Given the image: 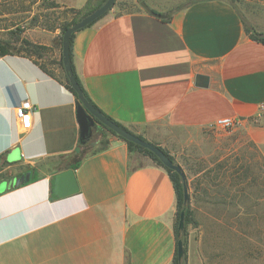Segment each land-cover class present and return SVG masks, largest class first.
<instances>
[{
  "label": "crops",
  "instance_id": "obj_1",
  "mask_svg": "<svg viewBox=\"0 0 264 264\" xmlns=\"http://www.w3.org/2000/svg\"><path fill=\"white\" fill-rule=\"evenodd\" d=\"M88 1L47 0L53 16L24 34L49 60L0 55V264L173 263L177 194L168 172L102 127L80 144L78 97L66 85L60 39L74 18L69 11ZM141 2L149 10L117 0L75 33L72 63L95 107L164 149L183 171L187 151L227 117L264 155V44L235 6ZM25 101L34 107L27 131L16 117ZM101 141L108 146L98 150ZM70 169L79 192L59 198L55 177ZM27 174L29 183L17 186Z\"/></svg>",
  "mask_w": 264,
  "mask_h": 264
},
{
  "label": "rangeland",
  "instance_id": "obj_2",
  "mask_svg": "<svg viewBox=\"0 0 264 264\" xmlns=\"http://www.w3.org/2000/svg\"><path fill=\"white\" fill-rule=\"evenodd\" d=\"M170 1L175 8L196 0ZM228 1L249 29L264 27V0ZM50 7L47 0H0V39L22 46L35 23L53 16ZM204 138L180 163L195 221L188 227V264H264L263 152L239 129L209 127Z\"/></svg>",
  "mask_w": 264,
  "mask_h": 264
},
{
  "label": "water",
  "instance_id": "obj_3",
  "mask_svg": "<svg viewBox=\"0 0 264 264\" xmlns=\"http://www.w3.org/2000/svg\"><path fill=\"white\" fill-rule=\"evenodd\" d=\"M117 0H107L106 3L94 11L89 16L83 18L80 22H77L73 26L69 27L63 34L62 40V58L65 73L68 77L71 87L76 92L78 96L77 102V118L80 125V144L87 145L90 140L93 138L94 129H98L102 126L108 128L110 131L115 133L118 137L123 140L133 143L139 147H142L146 150H149L153 153L160 163L167 169L174 171L184 177L182 169L180 166L175 164L170 157H168L165 152L158 146L150 142H146L141 139L138 135L121 128L115 122L105 117L96 107L90 104L84 97L83 91L74 76V72L71 65V56H70V42L73 34L85 29L107 15L111 9L116 4ZM146 10L149 8L145 5ZM254 33L255 31L252 30ZM198 81L201 83V86L206 87L209 84V78L204 76H198ZM30 174L22 176L20 179L15 181L17 186L23 185L24 183H29ZM185 179V178H184ZM184 201L188 203L190 201V195L188 191L187 184L184 183ZM79 192V186L75 177L74 170H67L62 173H59L55 177V185L53 189V193L55 196L59 198H64L67 196L74 195ZM185 228V211H183L180 215L179 221V229L183 230ZM178 255L179 257H183L184 255V247L182 242L178 244Z\"/></svg>",
  "mask_w": 264,
  "mask_h": 264
},
{
  "label": "trees",
  "instance_id": "obj_4",
  "mask_svg": "<svg viewBox=\"0 0 264 264\" xmlns=\"http://www.w3.org/2000/svg\"><path fill=\"white\" fill-rule=\"evenodd\" d=\"M106 1L107 0H89L88 3H87V5H86V7L83 10H81V11H69L70 13H72L74 15V18H73L72 21H70L68 23H65L64 26H63V28H62V36H61V39H60L61 46H62V40H63V34H64V32L69 27L73 26L77 22H80L83 18L89 16L94 11H96L97 9H99L100 7H102L106 3ZM139 1L141 2V0H139ZM226 1H228V0H226ZM245 26H246L247 32L251 35V37L253 39H255L256 41L261 42L262 44H264V34H260V33L256 32L255 30H254L255 31V33H254L251 29H249L247 27L246 24H245ZM74 36H75V34L72 35L71 42H70L71 65H72V69H73V72H74V76L77 79V81H78V83H79V85H80V87H81V89L83 91V94H84L85 99L90 104H92L95 107V105L93 104V102L91 101V99L89 98V96L87 95V93L85 92V90L83 89V87L81 86V84H80V82L78 80V77L75 74V69H74V66H73V63H72V44H73ZM46 51H47V49L45 47L33 45L30 42H28L27 40H24L23 41V45L22 46L16 47V46H14V45H12V44H10V43H8V42L3 41L2 39H0V55L1 56H5V55H9V54H13V55L14 54H24L27 57H35V58L41 59V58H43L44 53ZM61 66L64 68L63 58L61 60ZM66 85L71 90V92H73L75 94V96H77L76 92L71 87L70 82H69L67 76H66ZM107 118H109V117H107ZM110 120H112V119H110ZM113 122H115V121H113ZM115 123L117 125H119L121 128H123L125 130H128L124 126H122L121 124H119L117 122H115ZM102 128L106 129L112 135L118 137L115 133H113L112 131H110L108 128H106L104 126H102ZM139 137L141 139H143L144 141L148 142L143 137H141V136H139ZM118 138H120V137H118ZM120 139H122V138H120ZM123 141H125V140H123ZM125 142L128 144L129 149H130L131 152H136V153H139V154H143L145 156H148L158 166L164 168L168 172L171 180L173 181V184H174L175 190H176V194H177V212H176V223H175V227H174V229H175V235H176V240H177V249H176L175 257L173 259V263L172 264H188V244H189V242H188V227L191 224H195V221H194V217H193L194 216L193 215V210L191 209V206H190V201L188 203H185V201H184V190H183V186H184V183L187 184V186H188V179H187V177H186L183 169H182V172H183L184 177H182L181 175H179L178 173H176L174 171H171V170L165 168L160 163V161L158 160V158L153 153H151L149 150H146V149H144L142 147H139V146H137V145H135L133 143H130V142H127V141H125ZM84 146H86V145H84ZM107 146H108V143L107 142L101 141L98 150L105 149ZM162 150L175 163L174 159L164 149H162ZM3 164L4 163H2V165ZM2 165H0V168L3 167ZM227 196H229V195H227ZM183 211H185V228L183 230H180L179 229V221H180V215H181V213ZM179 242H182L183 247H184V255L181 258L178 255V244H179Z\"/></svg>",
  "mask_w": 264,
  "mask_h": 264
},
{
  "label": "built area",
  "instance_id": "obj_5",
  "mask_svg": "<svg viewBox=\"0 0 264 264\" xmlns=\"http://www.w3.org/2000/svg\"><path fill=\"white\" fill-rule=\"evenodd\" d=\"M260 111H264V106L260 108ZM34 112V107L29 101L23 102L17 109H16V117L18 120L19 127L23 131H27L32 127V115ZM255 118L256 123H258L259 117ZM215 128L222 130V131H234L238 129L239 123L235 119L231 117L220 119L216 122Z\"/></svg>",
  "mask_w": 264,
  "mask_h": 264
}]
</instances>
